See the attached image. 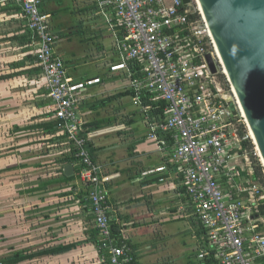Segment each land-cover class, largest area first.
<instances>
[{
	"label": "crops",
	"instance_id": "1",
	"mask_svg": "<svg viewBox=\"0 0 264 264\" xmlns=\"http://www.w3.org/2000/svg\"><path fill=\"white\" fill-rule=\"evenodd\" d=\"M15 7L0 0V264L16 252L27 257L17 264H106L89 198L79 197V163L64 158L70 146L56 127L38 40ZM40 10L50 17L55 55L71 82L102 80L80 94L79 115L102 168L115 245H128L136 264H206L199 257L204 232L186 207L176 169L144 175L170 154L148 138L150 118L134 105L127 73L110 72L121 57L96 1L41 0Z\"/></svg>",
	"mask_w": 264,
	"mask_h": 264
},
{
	"label": "built area",
	"instance_id": "2",
	"mask_svg": "<svg viewBox=\"0 0 264 264\" xmlns=\"http://www.w3.org/2000/svg\"><path fill=\"white\" fill-rule=\"evenodd\" d=\"M11 1L22 9L38 40L37 63L55 116L75 145L78 178L88 189L100 235L98 248L108 252L106 264H136L128 245H115L102 168L80 136L84 125L80 94L102 80L71 82L55 55L59 38L50 17L40 10L41 0ZM95 1L97 15L111 31L121 57L110 72L127 73L133 103L144 112L148 95L166 104L163 121L150 124L148 138L170 157L144 175L170 174L176 169L186 207L204 232L206 249L200 258L212 255L217 264H264V183L257 178L253 162V156H260L256 146L252 153L243 148L250 136L242 138L233 122L242 116L240 106L228 78L227 92L218 80L224 71L197 0L189 4L183 0ZM209 54L218 74L211 71Z\"/></svg>",
	"mask_w": 264,
	"mask_h": 264
},
{
	"label": "water",
	"instance_id": "3",
	"mask_svg": "<svg viewBox=\"0 0 264 264\" xmlns=\"http://www.w3.org/2000/svg\"><path fill=\"white\" fill-rule=\"evenodd\" d=\"M197 2L264 167V0ZM207 61L218 74L210 54ZM65 174L72 177L73 166H66Z\"/></svg>",
	"mask_w": 264,
	"mask_h": 264
},
{
	"label": "trees",
	"instance_id": "4",
	"mask_svg": "<svg viewBox=\"0 0 264 264\" xmlns=\"http://www.w3.org/2000/svg\"><path fill=\"white\" fill-rule=\"evenodd\" d=\"M11 4H14L12 3L11 1ZM16 12L20 11V8L18 7H15ZM41 69V68H40ZM129 93V92H128ZM143 105H144V109L147 111L145 112V114H148L149 115V118H150V123L149 124H158V123H161L163 121V117H164V109L166 107V104L162 101H154V96L152 95H148L147 97L144 98L143 100ZM141 109V108H140ZM238 119H240L239 117H237ZM236 117L233 119V122L234 123H237L238 122V119ZM63 124L62 121L60 120H57L56 122V127L60 128V126ZM241 130H240V134L241 136L244 138V136L246 135V127H245V124H241L240 126ZM87 129V126L83 125V127L81 128V131H80V136L84 137L87 141V145L88 147L90 146V132H85V130ZM66 140H67V143L69 144L70 146V154L69 156L67 155L65 158V160L67 161L66 163H68L69 161H73V159H75L76 161L77 158L75 157V145L74 143L72 142V140L69 139L68 137V134H64L63 136ZM243 148L248 150L250 153H252L254 151V144L252 143V140H244L243 141ZM70 157H72L70 159ZM70 159V160H68ZM253 159L254 160V166H255V172H256V176L257 178L262 182L264 183V168L263 166L261 165L260 161L258 160V158L254 157L253 156ZM95 160V159H94ZM95 162V161H94ZM74 181L75 180V177H72L69 179V181ZM84 188L81 189L80 191V194H79V197H81V199L84 201V199H87L89 198V194H88V189L86 188V186H83ZM82 201V202H83ZM90 203H91V200L89 199ZM91 209H92V204H91ZM262 212L264 214V207H262ZM92 215H93V210H92ZM93 219H94V215H93ZM94 222V220H93ZM199 224V223H198ZM200 225V224H199ZM201 227V226H200ZM202 229V228H201ZM96 231V237L99 238V231L97 229H95ZM203 231V230H202ZM114 233H116V229L114 228ZM101 240L99 241L98 240V246L100 243ZM205 245H206V240H205ZM63 249H60V250H56L55 251V254L57 253H62ZM205 251V250H204ZM52 252H47L45 254H50ZM25 259H27V257H24L21 255V253H15L14 256L12 258H9L7 259L5 262L6 264H17V263H20L22 261H24ZM206 264H217L216 262V259L214 258V256L212 255H208L205 257V260H203Z\"/></svg>",
	"mask_w": 264,
	"mask_h": 264
},
{
	"label": "rangeland",
	"instance_id": "5",
	"mask_svg": "<svg viewBox=\"0 0 264 264\" xmlns=\"http://www.w3.org/2000/svg\"><path fill=\"white\" fill-rule=\"evenodd\" d=\"M87 71H89V69H84L83 70V73H86ZM82 72V71H81ZM224 76V77H223ZM227 76L226 75H222V76H220L219 75V77H218V80L220 81V83H221V85H222V87L224 88V91L225 92H227V90H228V86H227ZM130 101L128 100V102L127 103H129ZM237 117H239L240 119H238ZM236 118L238 119V122L237 123H235V126H236V128H237V130H238V132H239V135L241 136V134H240V130H241V128H240V126H241V124H245V127L247 128V125H246V123H245V121H244V119L242 118V116L240 117V114L237 116ZM250 136L249 137V140H252V143H253V139L251 138V135H250V132H249V130H248V128L246 129V135L244 136V138H246V136ZM242 137V136H241ZM243 138V137H242ZM254 144V143H253ZM254 148H255V145H254ZM256 158H258V160L260 161V163H261V165H262V162H261V159L259 158V157H256ZM255 160V159H254ZM254 162V161H253ZM263 166V165H262ZM264 168V167H263ZM140 264H145V261H144V259H141L140 260Z\"/></svg>",
	"mask_w": 264,
	"mask_h": 264
},
{
	"label": "bare ground",
	"instance_id": "6",
	"mask_svg": "<svg viewBox=\"0 0 264 264\" xmlns=\"http://www.w3.org/2000/svg\"><path fill=\"white\" fill-rule=\"evenodd\" d=\"M225 74H226V72H225ZM233 92H235V90H233ZM236 94V93H235ZM241 114H243V113H241ZM243 116V115H242ZM244 117V116H243ZM252 138V137H251ZM260 155V154H259Z\"/></svg>",
	"mask_w": 264,
	"mask_h": 264
}]
</instances>
